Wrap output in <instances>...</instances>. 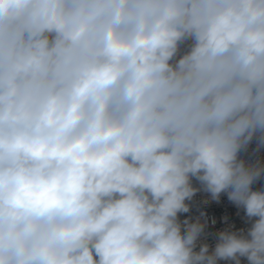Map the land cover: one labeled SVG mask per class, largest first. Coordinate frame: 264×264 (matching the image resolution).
I'll return each mask as SVG.
<instances>
[{
	"label": "clouds",
	"instance_id": "obj_1",
	"mask_svg": "<svg viewBox=\"0 0 264 264\" xmlns=\"http://www.w3.org/2000/svg\"><path fill=\"white\" fill-rule=\"evenodd\" d=\"M258 131L264 0H0V264H264ZM191 177L246 236L193 251Z\"/></svg>",
	"mask_w": 264,
	"mask_h": 264
},
{
	"label": "built area",
	"instance_id": "obj_2",
	"mask_svg": "<svg viewBox=\"0 0 264 264\" xmlns=\"http://www.w3.org/2000/svg\"><path fill=\"white\" fill-rule=\"evenodd\" d=\"M193 45L194 40L192 38L181 41L177 53L169 63L175 66L178 60L191 50ZM261 135L259 131L255 133L251 141L238 153V161H243L246 168H264V144L261 143ZM190 183L197 191L190 200H185L189 211L178 213L177 219L181 224L182 235L186 231L183 224L185 220H188L189 223H195L199 220L204 225V229L195 243L194 252H199L203 245H207L208 254L211 255L219 242V233L222 231L227 230L236 232L238 235H247L252 223L258 217L247 218L244 208L229 200L227 191L220 193L219 199L214 200L211 194L205 191L204 185L195 177L190 178ZM251 188L253 191H264V172L254 180ZM239 260L240 264H249L246 257H240ZM216 264H236V262L232 259H218Z\"/></svg>",
	"mask_w": 264,
	"mask_h": 264
}]
</instances>
